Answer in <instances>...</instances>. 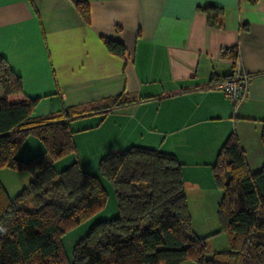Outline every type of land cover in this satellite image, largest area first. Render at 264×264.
<instances>
[{"label": "crops", "instance_id": "obj_1", "mask_svg": "<svg viewBox=\"0 0 264 264\" xmlns=\"http://www.w3.org/2000/svg\"><path fill=\"white\" fill-rule=\"evenodd\" d=\"M76 1L87 3L88 24ZM206 5L221 9L220 28L208 24L200 9ZM103 38L121 43L125 56L109 53ZM234 47L248 74L237 107L212 86L230 75L232 57L223 50ZM0 55L22 80L17 98H37L33 116L96 107L118 95L130 99L72 120L75 152L54 167L78 161L98 175L103 155L130 146L172 154L181 164L197 237L219 230L222 193L211 165L224 140L236 135L251 172L264 166V0H0ZM31 139L37 138L24 141L29 146L18 150V158H29L31 150L44 153ZM7 169L16 171L8 187L16 194L29 177L10 168L0 172Z\"/></svg>", "mask_w": 264, "mask_h": 264}, {"label": "trees", "instance_id": "obj_2", "mask_svg": "<svg viewBox=\"0 0 264 264\" xmlns=\"http://www.w3.org/2000/svg\"><path fill=\"white\" fill-rule=\"evenodd\" d=\"M253 2L255 0H252ZM75 8L90 22L86 2ZM210 26L221 27V9L206 5ZM108 52L124 57L125 47L102 39ZM232 59L236 48H226ZM223 51V53H225ZM228 76L220 78L226 79ZM23 95L22 80L0 55V169L28 174V184L13 197L0 184V264H264V166L251 172L235 134H230L211 165L222 197L217 207L219 230L197 237L191 230L181 174L172 154L130 146L103 155L98 174L112 187L116 215L95 221L73 245L68 258L62 236L88 221L106 205L107 192L97 175L78 161L56 170L54 163L75 152L70 122L85 114L107 113L126 104L122 95L96 107H66L33 116L37 98ZM44 153L28 159L17 151L29 137ZM264 148V122L260 133ZM224 233L227 248L208 256L207 239Z\"/></svg>", "mask_w": 264, "mask_h": 264}, {"label": "rangeland", "instance_id": "obj_3", "mask_svg": "<svg viewBox=\"0 0 264 264\" xmlns=\"http://www.w3.org/2000/svg\"><path fill=\"white\" fill-rule=\"evenodd\" d=\"M31 140H35V142H39V141H37V139H31ZM27 146H29V141L23 143L19 147V149L21 148L20 149L21 151L25 150L27 148ZM21 151H19V152H21ZM28 153H31V154H26V155H29L28 156L29 158L34 157L36 155V152H32V150L28 151ZM2 172H5L3 174L7 173L9 175L7 180L6 179L4 180L2 178V175H3V174H1ZM13 172H16V171H12V170L8 171V169H7V171H1L0 172V181L3 184V186L6 187V189L11 192L12 197L15 195V192H12L10 190L12 188V186H10V185L13 184L14 176L16 174ZM24 174L26 176L28 175L27 173H24ZM97 176L101 180V183H102L103 187L105 188L107 195H108L106 205L100 212H98L96 215H94L91 219H89L88 221L76 226L73 229L68 230L62 236V244L64 246L65 254L67 255L68 258L71 257V251H72V248H73V245L75 244V242L88 231L89 227L91 226V224L93 222L104 220V219H109V218H112L116 215V202H115L112 187H111L110 183L108 181H106L105 179H103L99 174ZM6 183H8V185L10 183V185L7 186ZM8 187H11V188H8ZM216 226H213V227H216ZM205 229L208 232L210 229V226L206 227ZM205 229L202 228V229L198 230V233H200V234L203 233ZM210 231H211V229H210ZM207 232H205V233H207ZM225 245H226L225 244V237H224L223 233H216L215 235L210 236L207 239V249L209 251L208 256L210 257V253L213 251H222L223 249L226 248ZM181 264H195V263L191 260H186Z\"/></svg>", "mask_w": 264, "mask_h": 264}, {"label": "built area", "instance_id": "obj_4", "mask_svg": "<svg viewBox=\"0 0 264 264\" xmlns=\"http://www.w3.org/2000/svg\"><path fill=\"white\" fill-rule=\"evenodd\" d=\"M224 49L223 51H228ZM233 68L229 77L213 84L214 88L222 90L227 100L237 107L246 96L248 74L243 70L238 53H235V58L232 59Z\"/></svg>", "mask_w": 264, "mask_h": 264}]
</instances>
